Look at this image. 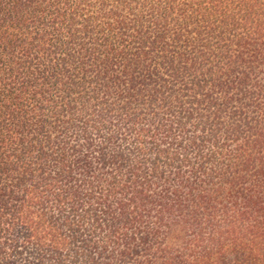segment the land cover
<instances>
[{
    "label": "trees",
    "instance_id": "obj_1",
    "mask_svg": "<svg viewBox=\"0 0 264 264\" xmlns=\"http://www.w3.org/2000/svg\"><path fill=\"white\" fill-rule=\"evenodd\" d=\"M0 264H264V0H0Z\"/></svg>",
    "mask_w": 264,
    "mask_h": 264
}]
</instances>
